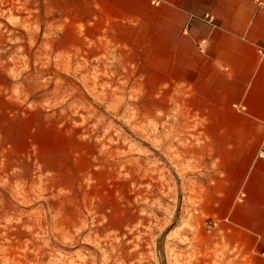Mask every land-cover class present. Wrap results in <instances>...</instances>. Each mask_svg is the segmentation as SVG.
I'll return each instance as SVG.
<instances>
[{
  "label": "rangeland",
  "instance_id": "obj_1",
  "mask_svg": "<svg viewBox=\"0 0 264 264\" xmlns=\"http://www.w3.org/2000/svg\"><path fill=\"white\" fill-rule=\"evenodd\" d=\"M94 16L0 0V264H259L213 229L186 102Z\"/></svg>",
  "mask_w": 264,
  "mask_h": 264
},
{
  "label": "crops",
  "instance_id": "obj_2",
  "mask_svg": "<svg viewBox=\"0 0 264 264\" xmlns=\"http://www.w3.org/2000/svg\"><path fill=\"white\" fill-rule=\"evenodd\" d=\"M83 1L92 4L95 25L139 40L167 78L162 89L186 102L190 138L201 140L197 153L213 158L204 198L213 229L237 261L257 258L264 250V0ZM206 12L215 25L204 22Z\"/></svg>",
  "mask_w": 264,
  "mask_h": 264
},
{
  "label": "built area",
  "instance_id": "obj_3",
  "mask_svg": "<svg viewBox=\"0 0 264 264\" xmlns=\"http://www.w3.org/2000/svg\"><path fill=\"white\" fill-rule=\"evenodd\" d=\"M202 19L204 20V22H207L211 25H215V22H216V16L211 13V12H206L204 14V16L202 17ZM208 43V40L205 38V39H201L198 43H197V48L199 51L203 52L205 51V48H206V45ZM260 52L262 53V55L264 56V46H261L260 47ZM260 156L264 157V145L260 151ZM246 196L245 193H242L241 195V198H240V201H243V198Z\"/></svg>",
  "mask_w": 264,
  "mask_h": 264
}]
</instances>
